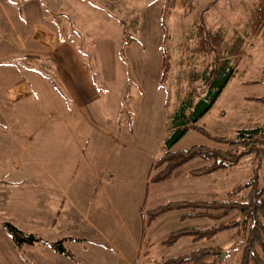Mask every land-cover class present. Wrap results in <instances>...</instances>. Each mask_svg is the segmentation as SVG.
<instances>
[{
	"label": "rangeland",
	"instance_id": "rangeland-1",
	"mask_svg": "<svg viewBox=\"0 0 264 264\" xmlns=\"http://www.w3.org/2000/svg\"><path fill=\"white\" fill-rule=\"evenodd\" d=\"M93 1L105 3V0ZM169 1L175 7L168 11L165 40L160 27L164 0H115L112 13L125 24L127 36L121 23L113 18L98 20L100 22L93 30L94 54L100 61L90 59L89 63L101 92L100 99L93 105L100 130L86 128V133L100 136L101 156L91 188L86 190L89 198L77 225L65 229L61 227L59 217L46 220L48 211L42 205L46 190L30 188L24 183L25 189L0 188L1 210L4 209V197L10 194V200L6 201V204L10 202L5 207L6 216L0 211L5 217L0 220V230L1 222L8 221L45 240L73 237L75 240L68 239L65 245L78 261L69 264H159L163 259L210 242L221 247L222 254L226 253L218 259L220 264H239L243 234L231 230L217 234L208 242L180 239L166 246L160 242L171 231L188 225H210L213 221L181 222L180 211H169L147 224L145 212L172 200L208 197L211 193L224 195L253 175L264 187V159L261 161L252 156L230 169L208 176L188 173L189 169L203 165L202 161L194 160L178 168L166 182H149L153 173L151 164L165 151L163 138L168 128L167 118L189 92L201 97L205 90L198 74L209 57L201 56L198 61L191 53L194 40L187 37L193 22L201 19L212 28L226 24L231 33L253 0H192L187 11L182 8L181 0ZM186 42L191 44L190 48L185 46ZM162 49L171 55L164 85L159 84ZM263 75L264 40L254 38L245 46L237 73L199 119L198 125L204 126L212 135L231 138L235 129L259 124L264 115V103L254 99L264 98V82H252L261 80ZM103 142L106 147L102 152ZM193 144L217 145L189 130L172 150ZM82 169L80 164L77 174L81 175ZM92 196L94 198L90 199ZM229 217L237 216L234 213ZM91 220L93 227H90ZM2 234L0 232L2 264H20L19 254L7 247L12 245L10 238L4 239Z\"/></svg>",
	"mask_w": 264,
	"mask_h": 264
},
{
	"label": "crops",
	"instance_id": "crops-1",
	"mask_svg": "<svg viewBox=\"0 0 264 264\" xmlns=\"http://www.w3.org/2000/svg\"><path fill=\"white\" fill-rule=\"evenodd\" d=\"M114 2L0 0V188L25 189L24 183L44 188L46 220L59 217L65 229L83 216L86 190L100 162V136L86 133V128L100 130L94 104L101 92L89 62L100 61L93 30L98 20L113 18ZM102 144L103 152L106 142ZM8 199L10 194L0 209L4 213ZM0 232L12 242L3 228ZM7 247L19 254L20 264L78 261L42 242ZM2 256L0 252V264Z\"/></svg>",
	"mask_w": 264,
	"mask_h": 264
},
{
	"label": "trees",
	"instance_id": "trees-1",
	"mask_svg": "<svg viewBox=\"0 0 264 264\" xmlns=\"http://www.w3.org/2000/svg\"><path fill=\"white\" fill-rule=\"evenodd\" d=\"M191 2L192 0H181L184 11H187ZM174 7V3L164 0L160 13L164 40L168 11ZM110 15L121 23L124 32L126 27L123 21L113 14ZM235 26L229 33L226 24L212 28L201 19L193 22V29L187 38H193L194 41L192 47L189 42H186L185 46L191 47V53L197 59L201 56L209 57L198 74L205 90L201 97L189 92L179 100L167 118L168 128L163 140L165 151L151 164L150 170L153 173L149 176L150 183L168 181L178 168L194 160L202 161L203 165L192 168L189 173L194 176H208L230 169L246 157L252 156L261 161L264 159V115L259 124L235 129L231 138L212 135L204 126L198 125L199 119L211 108L228 81L237 73L247 42L254 38L264 40V0H253L244 17L237 21ZM170 58V53L162 49L160 85H164L168 78ZM261 82H264V75L261 80L252 83ZM254 100L264 103V98ZM189 130L199 133L217 145L193 144L185 149L172 150L175 143ZM169 211H180L181 222L203 219L213 222L210 225L195 224L173 230L160 242L162 245L170 246L180 239H190L196 243L208 242L221 232L235 230L244 237L239 264H264V187L258 184L255 175L224 195L211 193L208 197L172 200L155 205L145 212L146 223H153L161 214ZM234 213L237 217L229 219ZM1 226L15 246H30L42 242L56 253L73 259L72 253L65 245V242L73 237L48 241L34 233H27L8 221H2ZM222 252L221 247L217 245H203L187 253L163 259L159 264H220L218 259Z\"/></svg>",
	"mask_w": 264,
	"mask_h": 264
},
{
	"label": "water",
	"instance_id": "water-1",
	"mask_svg": "<svg viewBox=\"0 0 264 264\" xmlns=\"http://www.w3.org/2000/svg\"><path fill=\"white\" fill-rule=\"evenodd\" d=\"M222 256H224V254H222V255L220 256V258H219L220 260H221Z\"/></svg>",
	"mask_w": 264,
	"mask_h": 264
}]
</instances>
